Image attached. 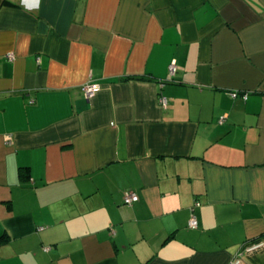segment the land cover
<instances>
[{
    "label": "crops",
    "instance_id": "1",
    "mask_svg": "<svg viewBox=\"0 0 264 264\" xmlns=\"http://www.w3.org/2000/svg\"><path fill=\"white\" fill-rule=\"evenodd\" d=\"M259 239L264 0H0V264H230Z\"/></svg>",
    "mask_w": 264,
    "mask_h": 264
},
{
    "label": "built area",
    "instance_id": "2",
    "mask_svg": "<svg viewBox=\"0 0 264 264\" xmlns=\"http://www.w3.org/2000/svg\"><path fill=\"white\" fill-rule=\"evenodd\" d=\"M8 58H12L11 54L8 55ZM174 71H175V64L170 63L169 72L173 74ZM99 90H100V85L91 79L87 80L81 85V91L85 99L92 98ZM160 102L162 104H165V99L160 98ZM122 198L124 204L132 205L134 202L138 201L139 196L135 191L126 190L123 192ZM196 205L198 204L196 203ZM188 226L190 228L197 227V220L193 214H191L189 218ZM261 249H264V240L259 239V240L246 241L239 247L238 251L231 260L230 264H240L246 255L252 254Z\"/></svg>",
    "mask_w": 264,
    "mask_h": 264
}]
</instances>
